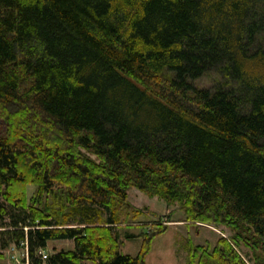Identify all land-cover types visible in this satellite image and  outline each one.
<instances>
[{"label":"trees","instance_id":"1","mask_svg":"<svg viewBox=\"0 0 264 264\" xmlns=\"http://www.w3.org/2000/svg\"><path fill=\"white\" fill-rule=\"evenodd\" d=\"M133 187L264 264V0H0V260L146 264L172 214L122 253ZM233 244L186 264H247Z\"/></svg>","mask_w":264,"mask_h":264},{"label":"rangeland","instance_id":"2","mask_svg":"<svg viewBox=\"0 0 264 264\" xmlns=\"http://www.w3.org/2000/svg\"><path fill=\"white\" fill-rule=\"evenodd\" d=\"M197 85L209 86L211 77L205 76L196 81ZM28 196L33 192L35 186L30 184L27 186ZM128 201L134 207L141 208L143 213L137 218L138 222L134 226H125L118 224L119 232L118 240L121 243L120 250L124 254L135 255L141 246V238L127 239L126 235L130 233H143L146 229V223H152L160 218L162 220L171 213V220L168 223V229L161 235L157 236L152 243L151 250L146 257V264H186V241L191 238L194 244L205 245L210 243V247H214L217 241L224 237L233 244L232 237L234 232L224 225L199 224L184 221V214L179 208V204L168 205L164 200L153 196L150 197L141 192L137 188H130L128 191ZM140 223V225H139ZM143 224V225H141ZM234 245V244H233ZM74 246L72 240H53L48 242L46 251L51 253L61 249H72ZM234 248L247 264H253L252 251L243 243ZM22 248H9L5 251V258L0 260V264H20L11 256L16 255L24 264ZM22 264V263H21ZM84 264H95L91 261H84Z\"/></svg>","mask_w":264,"mask_h":264},{"label":"built area","instance_id":"3","mask_svg":"<svg viewBox=\"0 0 264 264\" xmlns=\"http://www.w3.org/2000/svg\"><path fill=\"white\" fill-rule=\"evenodd\" d=\"M12 249H15V247H13ZM22 250H23V252H22V255H23V258L24 257H27V244H26V242H24V246H23V248H22ZM39 253L40 254H42V257L43 258H46L47 257V251L46 250H40L39 251ZM16 262H19L20 264L22 263L23 264V262L16 256V255H12L11 256Z\"/></svg>","mask_w":264,"mask_h":264},{"label":"bare ground","instance_id":"4","mask_svg":"<svg viewBox=\"0 0 264 264\" xmlns=\"http://www.w3.org/2000/svg\"><path fill=\"white\" fill-rule=\"evenodd\" d=\"M13 248V247H12ZM40 250H42V249H40ZM39 250V251H40ZM40 254V253H39ZM41 255V257H42V254H40ZM26 258V262H25V264H28V260H27V257H25ZM43 258V257H42ZM43 259H45V258H43Z\"/></svg>","mask_w":264,"mask_h":264},{"label":"crops","instance_id":"5","mask_svg":"<svg viewBox=\"0 0 264 264\" xmlns=\"http://www.w3.org/2000/svg\"><path fill=\"white\" fill-rule=\"evenodd\" d=\"M47 247H48V244H47ZM3 260V259H2Z\"/></svg>","mask_w":264,"mask_h":264}]
</instances>
